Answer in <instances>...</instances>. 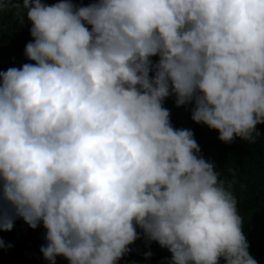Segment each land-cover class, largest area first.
<instances>
[{
	"label": "clouds",
	"instance_id": "9594fccd",
	"mask_svg": "<svg viewBox=\"0 0 264 264\" xmlns=\"http://www.w3.org/2000/svg\"><path fill=\"white\" fill-rule=\"evenodd\" d=\"M23 10L36 63L0 71V230L42 222L49 264H117L137 227L168 264H258L231 185L163 101L255 142L264 0H0Z\"/></svg>",
	"mask_w": 264,
	"mask_h": 264
},
{
	"label": "trees",
	"instance_id": "16d2710c",
	"mask_svg": "<svg viewBox=\"0 0 264 264\" xmlns=\"http://www.w3.org/2000/svg\"><path fill=\"white\" fill-rule=\"evenodd\" d=\"M41 2L52 5L59 0ZM70 2L86 6L97 0ZM30 27L26 10H23V22L19 21L14 11L0 12V71L10 67L20 68L25 63H36L28 59L24 51L26 43L34 40ZM151 59L155 62L159 57L153 56ZM174 101V94L163 101V106L170 111L172 126L192 130L200 148L196 155L214 165V170L219 173L218 178L224 181L226 188L231 185L230 190L237 199V210L243 220L242 230L249 242V252L258 264H264V123L255 126L253 143L240 137L223 142L218 139V130L191 119L192 103L176 106ZM45 232L42 222L33 229L22 218L15 219L10 231L0 230V239L5 245H12L0 247V264H49L40 252V246L46 244ZM137 232L139 237L128 246L130 251L117 264H168L171 252L158 242L149 241L139 227ZM149 251L152 254L146 257L144 253ZM56 264H69V261L58 255Z\"/></svg>",
	"mask_w": 264,
	"mask_h": 264
}]
</instances>
